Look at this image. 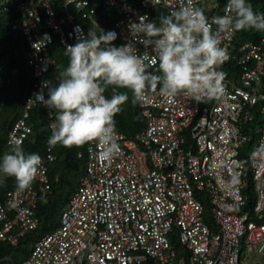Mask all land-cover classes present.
<instances>
[{
	"label": "built area",
	"instance_id": "2783aa9c",
	"mask_svg": "<svg viewBox=\"0 0 264 264\" xmlns=\"http://www.w3.org/2000/svg\"><path fill=\"white\" fill-rule=\"evenodd\" d=\"M102 2L120 13L113 26L121 45L131 42L140 53L145 48L133 40L129 25L141 16L151 22L147 10L152 7L160 6L168 15L181 6H197L209 20L227 14V0L220 6L217 0ZM0 4L9 12L8 0ZM61 6L88 21L90 30L96 28L87 1L61 0ZM15 10L20 16L11 28L20 29L29 47L26 64L33 84L21 116L7 133L9 147L29 135L25 119L37 105L45 109L51 130L49 110L35 98L46 81L45 61L53 64L48 46L55 39L65 51L89 33L74 23L71 13L57 15L50 0H19ZM234 38L235 32L222 36L221 46L235 73L220 68L226 75L219 99L197 104L178 96L169 101L157 90L147 102L136 104L143 129L132 139L117 133L120 151L115 158L104 160L98 149L86 145L83 174L58 227L40 237L20 264H174L172 228L185 251L177 264H240L243 247L258 254L256 264H264V168L234 163L241 161L239 153L247 142L252 141L253 148L244 152L246 161L264 144V123L253 129L254 136L242 131L252 120L248 109L264 100V37L240 44ZM41 158V171L31 187L18 191L15 186L1 198L0 242L14 246L36 228L34 209L49 190L48 165L54 160L48 143ZM192 187L206 194L214 231L202 220Z\"/></svg>",
	"mask_w": 264,
	"mask_h": 264
},
{
	"label": "clouds",
	"instance_id": "9594fccd",
	"mask_svg": "<svg viewBox=\"0 0 264 264\" xmlns=\"http://www.w3.org/2000/svg\"><path fill=\"white\" fill-rule=\"evenodd\" d=\"M129 29L133 40L144 46L143 53L131 42L115 46L114 31L97 35L90 30L86 38L66 47L68 65L59 71L57 83L42 82L35 98L53 120L50 147L90 145L102 159L115 158L120 151L115 117L129 101V93L133 104L147 102L157 90L169 101L178 96L197 104L219 99L226 75L220 68L229 59L221 46L222 36L242 30L264 32V13L254 11L249 0H227V14L211 20L202 8L189 5L161 15L159 24L141 16ZM109 89L110 97L106 95ZM234 163L264 168V144L250 160ZM41 166L39 154L26 153L19 140L11 141L9 150L0 156V183L14 178L17 190L25 191Z\"/></svg>",
	"mask_w": 264,
	"mask_h": 264
},
{
	"label": "trees",
	"instance_id": "16d2710c",
	"mask_svg": "<svg viewBox=\"0 0 264 264\" xmlns=\"http://www.w3.org/2000/svg\"><path fill=\"white\" fill-rule=\"evenodd\" d=\"M19 0H14V5L9 8V12H4V5L0 4V156L9 150V146L5 144L7 133L12 124L18 119L23 111V105L26 97L32 88L33 79L26 61L30 56L29 47L25 41V37L19 28L12 29L11 24L20 16V13L15 10V5ZM88 3V9L92 10L91 18L97 23L95 31L100 35L102 31H115L114 22L119 19L120 13L103 5L102 0H85ZM223 0H217L219 6ZM254 11L264 13V0H249ZM53 11L57 15L71 13L74 18V23L82 25L86 30L90 31L88 21L83 20L79 14L74 13L71 8H63L61 0H50ZM150 21H155L159 24V17L166 15L160 6H155L147 10ZM219 13V12H218ZM117 34V33H116ZM264 37V32L256 30H242L235 32L234 43L240 44L243 42H257ZM117 47L121 46L120 38L113 41ZM49 58L53 64L47 66L43 76L46 81H51L56 84L58 81V73L68 65V57L64 49L54 39L51 45L48 46ZM226 73L234 74L235 68L232 63L227 61L221 66ZM152 69H150L151 71ZM125 91V90H121ZM264 92V84H263ZM107 96H111V89L106 92ZM129 101L122 106V111L115 117L116 132L124 135L127 139H132L135 134L143 129L144 123L139 115L136 104L131 102V93H129ZM47 98V89H46ZM252 115L250 123L242 126V131L254 136V127L251 124L258 126L264 123V100L257 102L248 109ZM26 125L30 129L29 135L22 142L26 153H37L40 157L44 156L46 144L51 135V130L48 128L49 121L47 119L45 109L39 105L30 109L25 119ZM252 141H249L243 147L244 151L239 153V159L246 161L244 152L253 148ZM52 148L54 160L48 165L47 178L49 182V190L45 197L39 200L34 209L35 217L37 218L36 228L24 234L14 247L23 246L17 256H21L24 261L29 255L35 242L44 235L54 231L59 224L60 214L68 202L70 196L74 193L77 187L74 186V180L80 178L83 174L86 162L85 148H65L56 145ZM78 185V184H77ZM16 186L14 178H8L3 183H0V201L3 194L13 189ZM250 199L248 206L252 204ZM201 204V203H200ZM201 217L204 223L207 224L211 231H214V225L211 217L205 214L204 208L201 205ZM32 232H38L39 238L32 239L30 236L25 238ZM170 244L173 246L175 255L183 256L184 249L178 244L177 235L174 228L170 233ZM11 245L0 244V262L4 261L6 254L11 251ZM24 250V251H23ZM175 256V257H176ZM178 256V257H179ZM12 257H14L12 255ZM13 259V258H12ZM19 263V264H20Z\"/></svg>",
	"mask_w": 264,
	"mask_h": 264
},
{
	"label": "rangeland",
	"instance_id": "374dc122",
	"mask_svg": "<svg viewBox=\"0 0 264 264\" xmlns=\"http://www.w3.org/2000/svg\"><path fill=\"white\" fill-rule=\"evenodd\" d=\"M14 5V0H9V7L12 8ZM254 128H257L258 125L257 124H251ZM188 140V138H187ZM77 179L74 180V186L77 187ZM193 188V196L201 203V205L203 206L204 208V211H205V214L209 215L210 216V204H209V200L207 199V196L205 193L203 192H197L194 187ZM45 234V233H44ZM31 237L32 239H36V238H39L40 234L38 232H32L31 234H29L28 236H26L25 238H22V240L26 239L27 237ZM37 240V239H36ZM0 244H4L3 242H0ZM6 244V243H5ZM23 246H19V247H14V246H11L10 249L11 251L8 252L6 254V258L3 259L4 261L0 262V264H19L20 261L22 260V257L21 256H15L19 253L20 251V248H22ZM242 250V256H241V259H240V264H256L258 261H259V256L258 254H256L255 252L253 251H248L246 249V247H243L241 248ZM24 251V250H23ZM12 255L14 257H12ZM179 255H177L174 260H173V263L174 264H177V258H178ZM13 258V259H12Z\"/></svg>",
	"mask_w": 264,
	"mask_h": 264
}]
</instances>
